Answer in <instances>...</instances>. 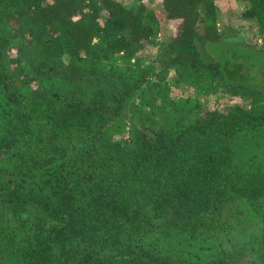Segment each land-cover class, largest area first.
Returning <instances> with one entry per match:
<instances>
[{"label": "trees", "instance_id": "16d2710c", "mask_svg": "<svg viewBox=\"0 0 264 264\" xmlns=\"http://www.w3.org/2000/svg\"><path fill=\"white\" fill-rule=\"evenodd\" d=\"M132 1L0 0V95L9 105L0 124V254L18 264H232L264 249V166L237 161L232 145L264 135L263 91L248 85L241 63L195 49L196 40H221L214 0H153L169 32L161 69L173 71L177 96L180 86L191 94L172 101L168 88L156 91L129 123L120 112L134 83L115 106L90 107L44 91L26 65L32 57L36 72L69 83L103 78L116 53L129 62L152 46L149 0ZM246 1L242 17L264 33V0ZM211 95L236 103L208 109L201 100ZM234 199L256 224L232 250L214 251L196 233L208 227L199 215ZM29 208L31 226L2 223L5 211L19 221ZM158 224L162 241H147Z\"/></svg>", "mask_w": 264, "mask_h": 264}, {"label": "rangeland", "instance_id": "374dc122", "mask_svg": "<svg viewBox=\"0 0 264 264\" xmlns=\"http://www.w3.org/2000/svg\"><path fill=\"white\" fill-rule=\"evenodd\" d=\"M126 5L134 7L132 0H123ZM217 8V23L221 33V40L217 42H200L196 40L194 47L203 59L213 60L220 64L241 63L243 72L250 81L248 85L256 86L263 91L264 96V33L261 32L258 22L253 18L242 17V13L247 10L249 4L246 0H214ZM148 11L150 17L154 18L156 25L154 27V37L152 46L147 47L132 57L129 62L122 59L123 52L116 53L111 62L105 63V76L101 79H82L76 83L65 82L62 79L51 76L46 73H39L33 69L32 57L25 56L24 61L35 76L38 83L44 91H55L65 100L71 102H80L90 107L96 103L116 105L115 98L124 95L128 85L134 83L138 92L132 98L126 99L122 103L121 118L125 122L135 120L141 114V109L145 106L144 102H151L156 91L161 92L168 88L170 91L169 99L175 101L180 96H188L189 89L180 86L176 91L172 88L174 81L173 71L166 72L161 69L162 65L158 58L160 49L166 40L169 32L165 29L164 17L160 6L153 0L148 2ZM167 26H169L167 24ZM16 39L11 40L10 45L14 48ZM93 42H96L94 40ZM112 69L116 73L112 72ZM128 80L130 82H128ZM157 83L158 86L155 85ZM143 99V100H142ZM201 102L208 103L207 108L221 110L223 107L233 105L236 101H226L211 95L208 99ZM9 105L3 95H0V124L7 123V112ZM233 149L237 161L255 160L264 166V135H245L233 140ZM264 170V167L262 168ZM261 209H264V202L261 203ZM1 212V208H0ZM9 210L3 213L1 217L7 219L8 225H21L23 223L32 225L36 219L33 208L27 209L21 214L20 220H15L10 215ZM40 216V215H39ZM38 216V217H39ZM199 216L206 219L208 227L198 224L196 232L201 240L207 245H212L214 251L221 248L232 250L239 243L243 232L256 224L257 216L249 207H246L240 200L234 199L227 201L222 206H217L213 210L201 213ZM156 221H153L155 224ZM158 224L153 235L146 236L147 241L158 240L163 235L164 226ZM25 227V226H24ZM25 227L22 236L17 243L23 244V237L29 234ZM22 230V229H21ZM184 237V236H180ZM0 264H18L14 258L0 254ZM232 264H264V249L247 257L240 262Z\"/></svg>", "mask_w": 264, "mask_h": 264}]
</instances>
